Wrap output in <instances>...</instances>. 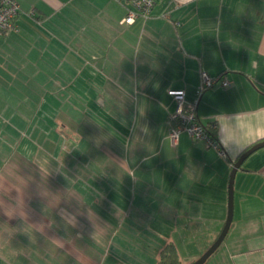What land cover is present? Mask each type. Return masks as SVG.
Instances as JSON below:
<instances>
[{
	"label": "crops",
	"instance_id": "obj_1",
	"mask_svg": "<svg viewBox=\"0 0 264 264\" xmlns=\"http://www.w3.org/2000/svg\"><path fill=\"white\" fill-rule=\"evenodd\" d=\"M17 1L18 31L0 36V264L207 251L247 151L227 154L215 117L240 112L231 129L249 135L264 123V0H153L131 25L113 0ZM202 73L230 86L198 97ZM172 90L215 126L225 155L186 132L173 142ZM206 264H264V147L236 174L232 227Z\"/></svg>",
	"mask_w": 264,
	"mask_h": 264
},
{
	"label": "built area",
	"instance_id": "obj_2",
	"mask_svg": "<svg viewBox=\"0 0 264 264\" xmlns=\"http://www.w3.org/2000/svg\"><path fill=\"white\" fill-rule=\"evenodd\" d=\"M118 4H126L128 13L123 19V23L131 25L139 17L149 18L154 8L153 0H113ZM21 7L17 0H0V36L11 31H18L16 23L17 17L21 13ZM31 17H36V11L31 9L28 12ZM221 83L223 87H229L230 83L223 80L222 77L212 78L206 73L201 74V85L198 88V97L205 90L213 88L216 84ZM170 94L178 101V107L175 116L172 120L175 122V127L171 133V138L174 143L177 142L180 134L186 132L193 140H204L209 147H212L221 155H225L224 150L220 146L218 139L211 136L209 130L201 123L195 109H190L185 102V92L183 90H172Z\"/></svg>",
	"mask_w": 264,
	"mask_h": 264
},
{
	"label": "clouds",
	"instance_id": "obj_3",
	"mask_svg": "<svg viewBox=\"0 0 264 264\" xmlns=\"http://www.w3.org/2000/svg\"><path fill=\"white\" fill-rule=\"evenodd\" d=\"M241 115L240 112L231 115L219 114L215 117L218 125V132L223 129L227 134L221 136V143L225 147L227 154L238 157L241 153L248 150L253 143L264 141V123L255 125L252 128L251 135L247 128H242L240 122L237 121L240 131L234 132L231 129V122L235 116ZM226 122V123H225ZM226 127L231 129V132L226 131Z\"/></svg>",
	"mask_w": 264,
	"mask_h": 264
},
{
	"label": "water",
	"instance_id": "obj_4",
	"mask_svg": "<svg viewBox=\"0 0 264 264\" xmlns=\"http://www.w3.org/2000/svg\"><path fill=\"white\" fill-rule=\"evenodd\" d=\"M264 147V141L254 145L252 148L248 149L237 162L234 163V167L230 176L229 184V203H228V218L223 231L221 232L218 239L214 244L196 261L190 264H206L208 260L215 254V252L220 248L225 238L227 237L233 223L234 215V181L238 170L241 168L244 161L255 151Z\"/></svg>",
	"mask_w": 264,
	"mask_h": 264
},
{
	"label": "rangeland",
	"instance_id": "obj_5",
	"mask_svg": "<svg viewBox=\"0 0 264 264\" xmlns=\"http://www.w3.org/2000/svg\"><path fill=\"white\" fill-rule=\"evenodd\" d=\"M91 116L92 115H89V113H88L87 117H86V114H85L83 117H81V120L82 121H84V120H87V121L90 120L91 121ZM123 119L127 120L128 118L124 117ZM101 124L103 125V122H101ZM120 135H123V134H120ZM52 153H53V151H52ZM121 231L124 232V230H121ZM136 243H137V244H135L136 246L130 245V247H132V251L135 249V247L136 248L138 247V250L142 249L141 241L137 239ZM122 248H125V247H122ZM178 249L180 251L181 261L183 264H190V263L194 262L195 260L199 259L206 251V250H204V246L193 245V244H191V245H187V244L179 245ZM128 252L129 251H127V253ZM123 253H126V252H123ZM142 264H144V261H142Z\"/></svg>",
	"mask_w": 264,
	"mask_h": 264
},
{
	"label": "trees",
	"instance_id": "obj_6",
	"mask_svg": "<svg viewBox=\"0 0 264 264\" xmlns=\"http://www.w3.org/2000/svg\"><path fill=\"white\" fill-rule=\"evenodd\" d=\"M206 126V125H205ZM206 128L209 130L212 137L217 139V130L213 125H207ZM234 161L231 163L234 165ZM158 264H183L180 255L177 252L176 248L172 245H169L160 254V259Z\"/></svg>",
	"mask_w": 264,
	"mask_h": 264
}]
</instances>
